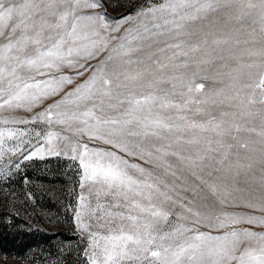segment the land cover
Masks as SVG:
<instances>
[{
  "label": "snow or ice",
  "instance_id": "obj_1",
  "mask_svg": "<svg viewBox=\"0 0 264 264\" xmlns=\"http://www.w3.org/2000/svg\"><path fill=\"white\" fill-rule=\"evenodd\" d=\"M101 8L100 0H0V110L33 113L0 124L42 126L9 128V148L0 130V162L16 156L9 163L18 170L61 155L56 141L65 142L81 171L75 223L87 264H264V231L238 227H264V215L225 210L241 193L244 207L264 213V0H159L119 17ZM153 48L173 58L165 63ZM207 48L220 49L225 69L235 62L229 78L243 77L228 110L208 105L220 93L206 95L202 83L194 96L176 71L188 67L177 60ZM204 192L215 203L201 210ZM106 197L114 203H100ZM173 216L160 237L171 243L151 250Z\"/></svg>",
  "mask_w": 264,
  "mask_h": 264
},
{
  "label": "rangeland",
  "instance_id": "obj_2",
  "mask_svg": "<svg viewBox=\"0 0 264 264\" xmlns=\"http://www.w3.org/2000/svg\"><path fill=\"white\" fill-rule=\"evenodd\" d=\"M100 2L102 4L100 11H106L109 17H119L122 14H128V9L132 5L158 3L159 0H100ZM191 28L194 32H200L202 25L196 22L191 25ZM159 47L163 48L164 45L161 44ZM214 51L215 54H213ZM152 52L165 63L173 58L172 51L160 52L159 48H153ZM219 53V48L203 49L195 54L196 59L177 60L178 64L186 62L188 67L178 68L176 71L186 76V83L191 82L194 96L199 95L195 93V84L202 83L205 85L203 92L206 95L220 93L219 96L212 95L208 105H214L219 110H228L227 98L236 95L232 90L233 85L240 89L243 87L244 80L237 72H232L229 78L228 72L235 67V62L225 69L224 63L219 60ZM65 71L68 70L65 69ZM199 98L203 99L204 96H199ZM222 99L225 103H221ZM50 102L51 98L45 100L36 107L35 111L42 110ZM32 114L22 109L0 110V117L7 118H29ZM36 127L42 126L0 124V130L5 132V148L12 147L15 143L14 139L7 137L9 128L15 130ZM53 130L71 136V133L64 132L61 126H54ZM75 139L79 137H74L73 140ZM56 143L62 152L61 155H45L43 159L37 157L22 161L18 170L15 163H9L10 161L15 162L16 156L5 155L3 161L0 162V264H87L84 256L87 240L81 238L75 223V209L78 206V197L81 192L79 186L81 171L78 161L71 160V151L70 148H65V142L56 141ZM36 144L37 141L33 136L30 145ZM64 151L68 152L67 156L63 154ZM185 178L191 184L192 181L187 175ZM241 187H245L243 181H241ZM240 195L241 193H236V199L225 209L226 211L246 215H264L258 210L244 207L239 200ZM243 195L247 197L248 193L244 192ZM254 198H258V194ZM100 203L109 205L114 201L111 197H106L101 198ZM214 203V199L204 192L196 199L195 206L204 210L205 206L212 207ZM92 206H96L95 198L92 200ZM216 207L220 206L217 204ZM108 210L113 209H105V211ZM99 214L103 216L105 213ZM85 222L89 221L86 219ZM175 224L174 216L167 225L161 224L159 235L153 233L157 239L156 246L151 250H160L158 246L161 244L164 247L169 246L171 241H162L160 237L170 231ZM107 227L105 225L101 228L94 221L92 222V229L101 235L107 233ZM238 227L249 228L257 232L264 231V227L259 224L244 223ZM200 230L210 231L204 227ZM211 231L213 235L218 234L215 230Z\"/></svg>",
  "mask_w": 264,
  "mask_h": 264
}]
</instances>
